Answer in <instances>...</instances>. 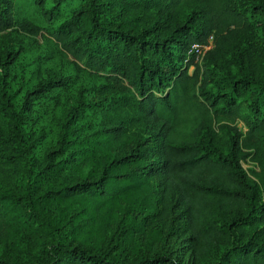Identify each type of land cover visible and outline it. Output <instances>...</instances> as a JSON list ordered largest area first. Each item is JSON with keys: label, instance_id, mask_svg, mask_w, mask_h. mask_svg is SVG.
<instances>
[{"label": "trees", "instance_id": "16d2710c", "mask_svg": "<svg viewBox=\"0 0 264 264\" xmlns=\"http://www.w3.org/2000/svg\"><path fill=\"white\" fill-rule=\"evenodd\" d=\"M70 2L0 0V32L19 23L49 33L104 75L115 111L138 113L96 127L71 114L42 148L36 98L62 83L28 88L17 108L4 75L0 242L11 252L0 264H182L165 248L173 236L189 243L191 264H264L262 189L243 164L264 144V52L239 50L233 66L223 57L226 41L248 38L264 0H80L63 18ZM21 8H39L41 23L20 19ZM140 9L153 15L141 29L131 15ZM211 35L201 59L189 52ZM21 53L2 56L7 74Z\"/></svg>", "mask_w": 264, "mask_h": 264}, {"label": "rangeland", "instance_id": "374dc122", "mask_svg": "<svg viewBox=\"0 0 264 264\" xmlns=\"http://www.w3.org/2000/svg\"><path fill=\"white\" fill-rule=\"evenodd\" d=\"M80 0H71L62 12V17L70 16L74 7L79 5ZM186 7L181 16L191 10ZM20 19H33L41 23L42 17L39 8H21ZM131 13V12H130ZM136 18V24L140 29L153 20L152 13L144 12L142 9L131 13ZM256 24L247 39L234 38L226 41L223 49L225 63L233 66L232 60L240 50L248 55L250 50L256 53L264 52V8L254 16ZM263 23V24H262ZM20 48L22 53L17 61L10 66L7 74L2 63V56L13 49ZM224 71V70H223ZM7 74V75H6ZM6 77V83L11 92V102L17 108L22 102L30 87L49 80H58L62 83L51 89L47 94L36 98L35 127L42 132V148L56 144L62 125L71 114L83 117L89 122L90 127L98 126V123L112 119L119 112L118 117H130L138 112L132 108L118 109L115 111L109 104L110 100L117 95V91L108 83L103 74H95L78 64L71 55L63 51L49 33L41 32L35 34L15 24L12 28L0 32V80ZM102 118V119H101ZM8 111L0 110V123L6 124L10 121ZM132 136L139 137L146 133L141 121L130 126ZM261 153H255L253 148L245 151L243 164L249 174L260 183L262 197L264 200V144ZM6 166H12L4 163ZM14 173L7 175L5 183L9 186ZM139 237L138 239H141ZM170 254L180 260L182 264H191L193 261L192 250L184 237H171L166 246ZM0 251L8 254L11 252L8 242H0Z\"/></svg>", "mask_w": 264, "mask_h": 264}, {"label": "built area", "instance_id": "2783aa9c", "mask_svg": "<svg viewBox=\"0 0 264 264\" xmlns=\"http://www.w3.org/2000/svg\"><path fill=\"white\" fill-rule=\"evenodd\" d=\"M214 45L213 36L211 35L206 43L204 42H195L192 44L189 52H194L197 54V59H201L207 50H209Z\"/></svg>", "mask_w": 264, "mask_h": 264}]
</instances>
